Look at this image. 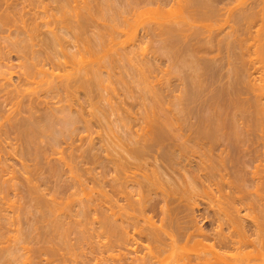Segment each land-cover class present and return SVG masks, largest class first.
Instances as JSON below:
<instances>
[{
    "label": "bare ground",
    "instance_id": "bare-ground-1",
    "mask_svg": "<svg viewBox=\"0 0 264 264\" xmlns=\"http://www.w3.org/2000/svg\"><path fill=\"white\" fill-rule=\"evenodd\" d=\"M46 1L0 0V264H41L38 261L40 256L48 257L50 255L51 257H49L52 259L53 256H59L58 253H61V251L63 252L62 255H66L65 257L69 260H72L74 256L73 262L77 260L75 261L76 264H252L255 262L264 264V196L259 195L262 192L264 194V171H260L264 168V0H255L258 3L261 2L257 3L256 6L251 5L253 2L255 3L253 0H251V4L246 2L249 7L244 2L246 4L243 3L244 7L237 8L242 0L236 2V8L233 10L230 6L228 13L232 18V26H229L230 31L225 34L222 33L223 28L217 29L218 27L214 24L215 29L218 30L217 32L214 31L213 27L211 31H214V33L209 30L211 32L209 35L205 30L202 34L200 31L197 32L200 33L198 36L203 35L202 38L195 35L194 37L190 35V38L188 35V39L183 44V39L185 41V38H187L186 35L185 38H183L184 36H178L182 39L177 40L178 42L182 41L181 44L184 47L182 49L186 48L187 52L191 51L187 55H190L191 58L195 57L196 63H192L196 65L195 70L198 71V74L194 75L195 79L197 77L196 81L192 79L191 84L189 83L192 85L191 90L187 89L190 85H186L177 96L176 93H173V89L163 87V85H161V88H158V85L157 88L156 85H153L154 88L151 89L147 87L148 91L139 89L145 93H140V96L137 95V97H141V101H139L143 109L137 111L138 113H133V110H130L132 107L126 108L128 105L125 109L122 108L123 105L121 108L124 110L121 111L120 106L115 107L116 105L111 100L105 99L102 93L106 88L103 85H106V83L101 85L99 82L101 86L97 85L99 86L97 87L98 81L96 82V78L91 77L96 82L94 86V81L93 83L90 81L92 79H86L88 73H91L89 70H82L81 73L80 69L77 71L75 68L77 71L75 74H68L71 71L68 65L70 71L67 72L66 69L65 76L59 73V68H64L59 54L65 53L64 51L68 49H64L65 45L68 47V43H64L68 39L64 41V38L74 39L78 35H82L81 37L87 35L86 37H88L91 31L89 30L91 23H93L90 21H92L95 9L92 11V6L89 4L90 0L88 3L84 2L86 5L84 6L85 12H83L84 10L80 12L78 9L79 13H75L78 11L77 8H70L68 0V2L66 0ZM108 1L110 2V0ZM143 1L148 7L157 5L160 8L163 7L162 5L166 7L169 2L175 0ZM112 2L110 3L113 5L110 4V6L114 7V9L112 8L113 12H119L116 8L117 2ZM134 2L135 0H131L129 1V3H132L131 5L128 2L126 4L134 7V4L136 5V2ZM140 2L138 1V5L141 4ZM217 2L212 0H190L189 6L191 7H187V9L189 8V12L190 8H194L196 4L198 10L196 9L195 12L205 8V19L208 20L213 18L212 15H215L217 20L223 10L227 11L231 1L227 0V3L225 1V4H228L225 9H221L220 5H216L219 3ZM105 3L108 5V2ZM105 3H101L103 7H106ZM144 3L141 4L143 7ZM173 5L172 3L171 6L173 7ZM179 7L181 9V4ZM65 8H68L69 11H66ZM131 8L128 7L129 11H131ZM100 9L98 12L102 11V14H100H104L101 17L96 11L100 19L104 18L103 20L114 23L113 25L111 23L114 30L121 29L120 26L114 27L117 26V23L120 25V22H118L119 16L116 17L117 13H115L116 15L112 14L111 8L107 10L106 7L107 16L105 15V8L102 9L101 6ZM151 9L154 10V8ZM72 10L74 13H71ZM153 10L150 11L153 13ZM156 11L157 7L154 13ZM159 11H157L158 16L161 13ZM149 13L150 16L151 13ZM154 13L153 15H155ZM123 14L120 16L122 17ZM187 14L186 16L191 13ZM193 14L191 17L199 21L197 17L195 19ZM207 14H211V17ZM153 15L151 14V17ZM182 16V19L186 17ZM221 16H225V14ZM74 18L75 24L73 23ZM94 18H96V15ZM152 18L149 17L148 19L152 20ZM223 18L226 19V16ZM180 19H177L179 20L178 24L181 25L182 23L186 26L187 21L185 20L186 23H184L185 21L183 22ZM200 19L202 20V18ZM162 23L158 22L157 24L161 25L156 24V28L152 29H157L156 32L159 31L160 35H165V38L166 36L170 37V40L175 38L173 37L175 34L178 35L179 32L182 33L184 30L185 34L188 27L187 24V27L183 30L182 27L175 26L177 23ZM125 25L122 26L125 27ZM127 25L130 24L127 23ZM152 29L146 31L151 33ZM62 31H66L65 33H68L69 37H65V35L63 37L62 34L65 33H61ZM204 33L207 36L204 37ZM91 37L89 36L88 39H91ZM94 38L95 41L96 37ZM88 39H86V43ZM162 39H164V36ZM93 40L92 42L89 40V43L91 42L89 45L96 46L95 43L92 45ZM100 40L102 39L100 38ZM69 42L72 43L73 41L69 40ZM173 42V44H176L175 39ZM69 45L71 44L69 43ZM169 45L172 46L171 43ZM169 45L167 47H170ZM215 46L218 47L216 48L218 51H223L224 47H226L224 51L228 50V59L232 60V65L229 64L230 62L229 65L227 64L228 66L231 65L228 67V70L229 68L230 70L227 75L229 77L233 75L234 77L228 79L229 77L225 75L228 81L225 83L224 81L219 82L220 85L223 83L222 85L225 87H222V85L220 87L218 84L219 88L217 86V89L211 90L209 87L217 83L214 82L217 73H215L216 68L215 71L210 69L209 64L213 65L211 64L213 60L208 57ZM69 47L71 54L68 53V55L70 54L69 57L67 56L68 59L74 55L71 52V46ZM175 47L178 48L176 45ZM175 47L171 48L175 49ZM94 50L96 49L94 48ZM177 50H174V52ZM91 51L90 53H92ZM167 51V53L171 52L172 55L174 53L172 49ZM125 53H127L126 50ZM202 53L208 55V57L200 56ZM12 54H15L16 60L19 61L17 65L13 63ZM85 54L88 55L89 53ZM65 55H67V52ZM129 55L126 57H130ZM220 56L222 57V55ZM225 57L227 56L225 55ZM64 58L66 57L64 56ZM180 58L181 56L174 57V59H177L176 61ZM183 58L185 59L182 54V60H179V62L182 61V64L185 65L188 59L184 60ZM85 59L87 60V58ZM122 59L124 60V58ZM230 59L228 61H231ZM137 60L139 61V59ZM172 60L173 58H171ZM106 61L108 62V60ZM213 62H217L215 58ZM148 63L150 62L143 61L141 64L139 62V65L150 67L151 64L149 66ZM257 63L261 66L258 70L259 75L255 77L250 70ZM47 64L52 65L51 71L48 70V67L45 68L48 66ZM188 64L187 67L191 65ZM129 65L131 64L128 63ZM17 68L20 70L15 71ZM219 68L217 67V70ZM109 69H111V66ZM141 70L143 71V68ZM218 71L220 72V70ZM92 72L95 75V70H92ZM14 76L18 77L16 82L13 81ZM217 77H222L219 79L224 80L222 75H217ZM145 78L146 80L149 79L148 77ZM230 80L232 82H229ZM99 81L104 83L103 79ZM114 84L116 85V83ZM146 84L143 85L144 88ZM149 84L147 85L152 86V84ZM112 85L106 86L113 88ZM95 87L97 89L105 87L101 90L103 91L101 93L102 100L104 99L106 104L109 103L111 110L102 106L103 104L100 107V102H95L96 97L99 95H93L97 90ZM246 92L251 95V98L250 96L247 98L246 95L248 94ZM82 93L84 94L83 98L80 97ZM101 96L98 97L101 98ZM94 99L96 100L94 101ZM88 102L89 105L87 106ZM197 102L199 104H195ZM85 103L89 110L85 109ZM194 104L198 105L197 108ZM87 111H90V114ZM108 111H115L116 116H118V120L115 121H118L119 124L114 122L116 125L118 124L117 127L111 122L116 130L112 127L109 121L110 118L107 120L109 115H112ZM92 118L95 121L97 119L98 122L93 121ZM80 123L87 129L82 126L86 130L85 132L89 131L93 124H97V127L99 124L103 125L101 129L104 128V132L106 127V135L104 136L105 133L100 135L101 139L107 137L104 140L102 139L103 141L100 140L101 143H104L107 153L104 156L105 161L102 157L103 163L98 164L96 158L99 155L96 153L98 147L96 148L95 142H93L95 140L91 137L90 142L93 140L92 143L94 144L88 143L90 146L85 151L82 150L83 153L81 148L79 149V145L74 144L78 132L81 134L78 130L81 127L78 125ZM91 132L89 131V134ZM9 133L16 135L15 138L21 149L20 151L24 153L21 154L25 157L22 155L24 159V161L22 160L23 173L20 175L22 179H17V181H19V184L22 183L24 198L27 199H23L26 201H23L24 204H20L22 201L18 200L17 204H20L17 205L18 207L13 203L7 205L9 203H7L9 199L7 191L9 189L10 193V187L12 189L13 183L11 184V182L15 178H19L18 173L17 176L14 175L16 173L14 167L7 163V156L13 154L11 150L13 146L9 145L10 141L6 142L7 139L11 138L8 136ZM89 134L87 136L88 141ZM81 137L83 139V136ZM82 139L81 141H85V139ZM44 143L45 145H43ZM63 143L66 144L64 148L62 147ZM261 147L263 148L262 152L260 151L262 150ZM83 160L86 162L85 165L89 164L91 166L93 164L94 166L97 163L102 171L97 174L95 167L86 168L85 165H82ZM44 163L49 166L48 176L47 173L43 172ZM82 166L85 168H82ZM250 167H253V170L249 171L248 168ZM45 168L47 169V167ZM10 174H12L11 178ZM68 174H70V177L66 176ZM7 175L10 176L7 177ZM38 181H42V183L38 184ZM51 182L54 187L52 189L49 187L51 190L47 188L48 191L50 190L49 192L47 189L42 188ZM17 187H14V192L17 191ZM252 187L255 190H250ZM256 188L261 193H258L257 197L254 198L253 192L256 194ZM250 191L252 192L250 193ZM13 194L15 195V193ZM16 197L18 196L16 195ZM75 197L78 198L76 201L74 200ZM10 201L12 202V200ZM201 203L202 205H210L209 209L212 210V212L200 216L203 220L207 219V221L210 220L213 223L214 227L210 230H206L199 224L198 218L200 217L196 213ZM15 206L16 208L13 209ZM6 207H10L7 208L8 210H13H11L12 214L8 210L6 211ZM258 211L259 214L256 213ZM22 213L23 215L35 217L34 220L30 219L28 221L30 224L27 222L29 229L27 228L28 231L26 230L25 234H21L23 231L20 232L17 228ZM26 219L28 220L27 217ZM43 227L51 229L50 233H54V237H49V231L47 234L44 233L43 236V231H41V228L44 229ZM11 228L14 230H11ZM38 231H41L40 234ZM101 235H104L103 237H106V240H103ZM95 238L98 241L102 238L101 244L99 241L98 245ZM94 240L98 246L92 244L95 243ZM12 241H15L16 245H14L15 242L12 244ZM83 243L89 244L87 247L91 258L86 257L88 254H84L87 249L85 244V249L81 250L83 246L81 244ZM101 245L105 246L102 247ZM89 247L94 249L89 250ZM97 248L100 250L98 253L102 252L104 256L99 254L100 257L97 254ZM91 250L94 253H90ZM65 251L66 253H64ZM103 252L107 255L106 257ZM93 254L98 255V257L93 258ZM56 257L55 259L58 258ZM62 259L61 264H69V260L64 262V258ZM45 260L48 261L47 264L52 263L49 261L50 259Z\"/></svg>",
    "mask_w": 264,
    "mask_h": 264
},
{
    "label": "rangeland",
    "instance_id": "rangeland-1",
    "mask_svg": "<svg viewBox=\"0 0 264 264\" xmlns=\"http://www.w3.org/2000/svg\"><path fill=\"white\" fill-rule=\"evenodd\" d=\"M50 1V0H49ZM67 1V0H66ZM65 1V2H66ZM70 3H69V5H70V8L71 7H74V9H76V10H80V12L81 11H83L84 10V6H86L85 5V3H88V1L89 0H68ZM67 1V2H68ZM92 1L93 0H90V2H89V4H90V6H92V11H93V9H95V11H93V13L95 12L96 13V11H97V13H101L102 14V11L101 12H98V10L100 9V7L102 6V9L103 8H105V10H106V7H107V10L108 9H110V10H112V8L114 9V7L113 6H110V2H112V3H116L117 4V7L116 8H118V11L119 12H121L122 14H123V16L121 17L120 15H122V14H120L119 12H113V10H112V14L114 13V15H116L115 13H117V15H116V17L117 16H119V18H118V22H120L119 24L120 25H118V23L117 22H115V23H117V26H114L115 28H117V27H121V29L119 28H117V30H114L112 27V25L114 24V23H112L111 21V23H112V25H111V23H109V21L107 20V21H105V20H103L104 18H102V19H100V16L102 17L103 15H101L100 14V16L99 15H97V13L95 14L94 13V16L96 15V18H94V16H93V18H92V21H90V22H93V23H91L92 25L90 26V29L89 30H91L90 31V35L88 34V37L90 36L91 37V35H92V37H91V39L89 38L88 39V37H86L87 35H84V37L86 38V39H88L87 41V43H86V39H83L84 37H81L82 35H78V37L77 38H74V39H71V38H64V41H65V39L67 40L66 42H64L65 44H67L68 43V47H67V45H65L64 47V49H66V48H68L66 51H64L65 53H61V54H59V56H60V60L63 62L62 64H63V67L64 68H62V67H60L59 68V73L62 75V76H65L66 75V73L68 72V71H70V72H68V74H75V72H77L79 69L81 70V73H82V70H89L91 73H88L87 75H88V77H87V75L85 76V78L86 79H92V80H90L91 81V83H93V81H94V79L96 80V82L98 83V84H96V82L94 81V86H95V84H96V86L97 85H99V86H101L102 84H105L106 83V85H112V87L114 88H110V86L109 87H107L106 85H103V86H105V87H103V88H105L103 91H101L102 89H97V87H99V86H97V87H95L97 90H96V93H94L93 95H95V96H97V94H99L98 96H101V93H102V96H104V98L105 99H109V100H111V102L114 104V105H116L115 107H118V106H120L119 108H120V110L122 109V108H124L125 109V107L126 108H128V107H132L130 110H133V113H138L139 111H142L143 109H142V106H141V104H140V98L139 97H137V95L138 96H140L143 92H141L140 90H142L143 91V89H145V91H148L147 90V87H150V89L153 87V85H156L155 87L157 88V85L159 86L158 88H161L162 86L161 85H163V87H170L171 89H173V93L177 96V95H179V93H180V91H181V89H183V88H185L184 86H186V85H190L191 83L190 82H192L193 80L192 79H194V81H196V79H197V77H196V79H195V76L198 74V71L197 70H195L196 68H195V66L196 65H194L195 63H196V61L194 60V58L195 57H192L191 58V56L190 55H187V53H190L191 51H188L187 52V50H186V48L185 49H182V48H184L183 47V44H184V42H186V40L188 39V35H189V37H190V35H192L193 37H194V35L195 36H197V37H199V38H202L203 37V35H201V36H198V35H200V33L202 34V32H204V30H205V32H207V35H209L211 32L212 33H214V31L215 32H217L218 30L217 29H222V33H227V32H229L230 30V28H229V26H232V22H231V20H232V18L230 17V15H229V13H228V10L230 9V6L232 7L231 8V10H233V9H235L236 8V5H237V3L236 2H239V0L237 1H235V0H230L231 1V4H225V1H226V3H227V0H222V1H220V0H212V1H220L218 4H216V5H220V8L221 9H225L226 7H227V5L229 6L228 7V9H227V11H225V10H223V12H221L219 15V18L217 19V20H220V21H217L216 19H215V15L213 16L212 15V17L213 18H210V19H208V20H206L205 19V17H206V10H205V8L203 9H201V10H203V11H201V10H199V12H200V14H198L199 12H195L196 11V9L198 10V8H197V6H196V4H195V7L194 8H192V9H195L194 11L190 8V10H189V12H188V9H187V7H191V6H189V2H190V0H187V2H186V0H175V1H171V2H169V4L168 5H166V7L164 6V5H162L163 7H158L157 5H150L149 7H148V5L147 4H145L144 2L145 1H141L140 2V0H138L141 4H143L144 3V7H143V5H141L140 3V5H138V1L137 0H135V2H136V5L134 4V7L133 6H128V4L129 5H131L132 3H129V1H131V0H129V1H125V0H110V2L108 1V0H98V2H97V0H95V1H93V3H92ZM121 1V2H120ZM179 1V2H178ZM207 1V0H206ZM241 1V0H240ZM253 1H255V0H253ZM46 2H48V0L46 1ZM85 2V3H84ZM103 4V3H105V2H108V5L106 4V7H103V5L101 4V3ZM118 2H119V6H118ZM128 2V4H126ZM143 2V3H142ZM246 2H248L249 4H251L250 2H251V0H242L241 2H240V4H238V6H237V8H240V6H242V7H244V5H246L245 3ZM83 3V4H82ZM120 3H121V5H120ZM126 4V5H124V4ZM172 3L174 4L173 5V7L171 6L172 5ZM176 3V4H175ZM178 3H180L181 4V9H180V4L178 5ZM187 3H188V6H187ZM193 3H195L194 1H193ZM230 3V2H229ZM243 3H244V5H243ZM257 3H258V1L256 2L255 1V3L253 2V4H251L252 6L254 5V6H256L257 5ZM259 3H261L260 1H259ZM258 3V4H259ZM78 4V5H77ZM81 4V5H80ZM93 4V5H92ZM105 4H104V6H105ZM116 4H114V5H116ZM171 4V5H170ZM214 4V3H213ZM223 4H225V5H223ZM236 4V5H235ZM249 4H247L248 5V7H249ZM55 6H56V4H54ZM54 5H52V6H54ZM69 5H67V7L69 6ZM72 5V6H71ZM95 5V6H94ZM96 5H98V6H96ZM101 5V6H100ZM111 5H113V4H111ZM194 5V4H193ZM192 5V6H193ZM215 5V4H214ZM251 5H250V7H251ZM66 6V5H65ZM129 8H131L130 10L131 11H129V9H128V7ZM155 6V7H154ZM184 6H186V7H184ZM200 6V5H199ZM83 9H82V8ZM122 7V8H121ZM154 8V10L153 9H151V8ZM156 7H157V11H159V9H160V11H161V13H160V11H159V13H160V16H158L159 14H158V12L156 11V13H154L155 12V10H156ZM171 7V8H170ZM69 8V7H68ZM68 8H65L66 9V11H69V10H67ZM69 8V9H70ZM82 10H81V9ZM99 8V9H98ZM121 8V9H120ZM159 8V9H158ZM165 8V9H164ZM170 8V9H169ZM218 8V7H217ZM246 8V7H245ZM72 9V8H71ZM73 9V10H74ZM120 9V10H119ZM125 9V10H124ZM126 9H128V10H126ZM143 9V10H142ZM145 9V10H144ZM172 9H173V11H172ZM200 9V8H199ZM72 10V11H73ZM79 10L78 11H76L75 13H79ZM101 10V9H100ZM107 10H106V13H105V15H107L108 16V12H107ZM117 10V9H116ZM146 10H147V13H146ZM153 10V13L155 14V15H153V13L151 12V11ZM171 10V11H170ZM122 11H124V12H122ZM145 11V12H144ZM154 16H152L151 17V14L149 13V12ZM182 11V12H181ZM188 12V14L189 13H191V14H187V12ZM193 11V12H192ZM71 12V11H70ZM83 12H85V10L83 11ZM132 14H131V13ZM171 12H172V14H171ZM226 12V13H225ZM230 12V11H229ZM71 13H74V11L73 12H71ZM103 13H104V11H103ZM125 13H128V14H125ZM137 13V14H136ZM148 13L150 14V16L148 15ZM192 13H194L193 15L195 16V19H196V17H197V19L199 20V21H196V20H194V18L193 17H191V15H192ZM228 13V14H227ZM111 14V12L109 13V15ZM158 14V15H157ZM173 14H174V16H173ZM178 14V15H177ZM185 14V15H184ZM186 14L188 15V16H186ZM225 14V16H226V19L225 18H223V17H225V16H221V15H224ZM68 15H70V14H68ZM73 15H75V14H73ZM114 15H112V16H114ZM127 15H129V16H127ZM137 15V17H135V16ZM186 16V17H183V16ZM197 15V16H196ZM203 15V16H202ZM207 15H209V14H207ZM211 15V14H210ZM209 15V17H211ZM98 16V17H97ZM181 16L183 17V19L181 18ZM199 16H200V18H202V20L199 18ZM218 16V15H217ZM115 17V16H114ZM115 17V18H116ZM127 17V18H126ZM152 18V20L151 19H148V18ZM126 20H125V19ZM142 18V19H141ZM156 18H157V20H156ZM165 18V19H164ZM180 19L181 21H187V24H188V27H187V24H185L186 26H184L182 23H181V25H179L178 24V21L179 20H177V19ZM186 18V19H185ZM188 18H191L190 20L188 19ZM192 18H193V20H192ZM217 18V17H216ZM229 18H231L230 20H228ZM113 19V18H112ZM122 19V20H121ZM128 19V20H127ZM130 19V20H129ZM138 19V20H137ZM189 21H188V20ZM213 19V20H212ZM96 20H97V22H96ZM158 23V22H160V23H162V24H169V23H177V25H175V26H180V27H182L183 28V30L185 29V27H187L186 28V32H185V34H184V31L181 33V32H179V34L177 35V34H175L173 37H175V38H172L173 40H170L171 38L170 37H168V36H166V38H165V35H163L164 36V39H162V35H160V32L159 31H157L156 32V30L157 29H152V28H156L155 26H157V25H161V24H157L155 21ZM161 20H162V22H161ZM168 20V21H167ZM205 22H204V21ZM217 22H216V21ZM99 21V22H98ZM102 23H101V22ZM122 21H123V24L125 25H127V23L128 24H130V25H125V27H123L122 25ZM125 21V22H124ZM129 21H130V23H129ZM133 21V22H132ZM171 21V22H170ZM176 21V22H175ZM180 21V22H181ZM186 21L184 22V23H186ZM228 21V22H227ZM114 22V21H113ZM192 22V23H191ZM231 22V23H230ZM73 23L75 24V18H74V20H73ZM106 23V24H105ZM108 23H109V25H108ZM136 23H137V25H136ZM144 25H143V24ZM191 23V24H190ZM211 23V24H210ZM122 24V25H121ZM155 24V25H154ZM157 24V25H156ZM213 24V25H212ZM214 24H215V26L216 27H218L217 29H215V26H214ZM224 24V25H223ZM95 25V26H94ZM96 25H97V27H96ZM149 25V26H148ZM191 25H192V27H191ZM210 25H211V27H210ZM104 27L103 29H102V27ZM109 26V27H108ZM221 26V27H220ZM93 29H92V28ZM96 27V28H95ZM107 27V28H106ZM134 27V28H133ZM139 27V28H138ZM179 27V28H180ZM214 28V31H211V30H213V29H211V28ZM95 28V29H94ZM100 28V29H99ZM113 30H112V29ZM124 30H123V29ZM152 29V31H151V33L150 32H147L148 31V29ZM102 29V30H101ZM108 29V30H107ZM133 29H134V31H133ZM104 30H106L105 31V33L103 34V32H104ZM111 30V31H110ZM147 30V31H146ZM190 30V31H189ZM197 30V31H196ZM207 30V31H206ZM211 32H210V31ZM224 30V31H223ZM96 31H97V33H96ZM114 31V32H113ZM117 31V32H116ZM123 31V32H122ZM131 32L132 33V35H131V33H129V32ZM153 31H155V32H153ZM192 31V32H191ZM195 31V32H194ZM200 31V33H197V32H199ZM209 31V32H208ZM65 33L66 31H62L61 33ZM76 32H78V31H76ZM92 32H93V34H92ZM99 32V33H98ZM100 32H102V33H100ZM110 32V34H108ZM189 32H190V34H189ZM79 33V32H78ZM115 33H117V34H115ZM124 33V34H123ZM150 33V34H149ZM154 33V34H153ZM156 33V34H155ZM193 33H197V34H193ZM68 34V33H67ZM66 33L65 34H62L63 35V37H64V35H65V37H67L68 35H67ZM114 34H115V36H114ZM128 34V35H127ZM135 34V35H134ZM183 34V35H182ZM205 34V33H204ZM224 34H222L223 36H224ZM93 35H94V37H96V40L94 41L93 40ZM133 35H134V37H133ZM176 35H177V37H176ZM185 35H186V37L187 38H185ZM206 34L204 35V37L205 36H207ZM80 36V37H79ZM110 36V37H109ZM113 36V37H112ZM162 36V37H161ZM178 36H184L183 38H185V41H184V39H183V44H181V42L179 41H177V40H182L181 39V37L180 38H178ZM69 37V36H68ZM97 37H98V39H97ZM112 37V38H111ZM133 37V38H132ZM81 38V39H80ZM100 38L102 39V40H100ZM191 38V37H190ZM95 39V38H94ZM161 39V40H160ZM169 39V40H168ZM174 39L176 40V44H173L174 42ZM69 40H71V41H73L72 43L71 42H69ZM75 40V41H74ZM89 40L92 42V40L94 41L93 43H92V45L95 43V44H97L96 46H91V45H89V44H91V42L89 43ZM112 40V41H111ZM115 40V41H114ZM135 40V41H134ZM138 40V41H137ZM157 40V41H156ZM163 40V41H162ZM166 40V41H165ZM134 41V42H133ZM141 41V42H140ZM171 41V42H170ZM189 41V40H188ZM190 41H191V39H190ZM189 41V42H190ZM77 42V43H76ZM83 44H82V43ZM117 44H116V43ZM137 42V43H136ZM195 42V41H194ZM69 43L71 44V45H69ZM76 43V44H75ZM84 43H86V44H84ZM105 43V44H104ZM115 43V44H114ZM132 43H133V45H132ZM169 43H171L172 44V46H170L169 45ZM178 43H180V44H178ZM192 43V42H191ZM136 46H135V45ZM139 44V45H138ZM140 44H141V46H140ZM85 45V46H84ZM100 45V46H99ZM107 45V46H106ZM163 45H165V46H163ZM167 45H169L170 47H167ZM175 45L176 46H178V48L177 47H175ZM69 46H71V48H72V54L74 53V55H76V56H74V55H72V59L71 58H69L68 59V57H69V55L71 54L70 53V51H69ZM87 46V48H89L88 49V51H87V48H85ZM97 46H99V47H97ZM175 47V49L174 48H171V47ZM179 46H180V49H179ZM182 46V47H181ZM92 47H94L96 50H94V48H92ZM106 47V48H105ZM121 47V48H120ZM222 47V46H221ZM100 48V49H99ZM132 48V49H131ZM133 48H135L134 50H133ZM216 48H218V47H216L215 46V48H213V50H212V52H210L211 53V55H209V57H208V55H206V54H204V53H202V54H200V56H206V58L208 57L209 59L210 58H212V60L214 61V58H215V61H217V62H213L212 61V63L211 64H213V65H210L209 64V66H210V69H212L213 71H215V68H216V71H215V73H217L216 74V76H215V78H216V81H214V82H217L216 84H214V85H216V86H214V85H212V87H209V88H211V90L212 89H217L216 87L218 86V84L220 85V83L219 82H223L224 81V83L225 82H227L228 81V79H230V77H234L233 75H232V73L231 72H229L232 76H228L227 75V73H228V71L230 70V68H229V70H228V67H230L231 65H232V60L231 61H228L229 59H228V57H229V54L227 55V52H228V50L226 51H224V48H226V47H224L222 50L223 51H221V50H217ZM220 48V47H219ZM93 49V50H92ZM124 49V50H123ZM141 49V50H140ZM168 49H170V51H171V49L173 50V52H174V50H176V49H178L177 51H175L174 53H173V55L171 54V52H169V53H167L168 51ZM71 50V49H70ZM85 50H86V52H85ZM92 50V51H91ZM97 50H98V52H97ZM104 50H106V51H104ZM118 50H120V51H118ZM125 50H126V52L127 53H125ZM166 50V51H165ZM183 51V53H182V51ZM186 52H185V51ZM75 51H77V52H75ZM90 51L92 52V53H90ZM93 51H95L94 52V54H93ZM102 51H103V53H102ZM123 51H124V53H123ZM218 53H217V52ZM66 52H67V55H65L66 54ZM79 52V54H77ZM115 52V53H114ZM123 54H122V53ZM133 52V53H132ZM136 52V53H135ZM68 53H70L69 55H68ZM76 53V54H75ZM81 53V54H80ZM85 53H89L90 55H92L91 57H90V55L88 54H85ZM99 53V54H98ZM102 55H101V54ZM121 53V54H120ZM186 53V54H185ZM84 54V55H83ZM97 54V55H96ZM130 54V55H129ZM175 54H177V55H175ZM182 54L184 55V57H185V59L184 60H186V58L188 59V62L184 65V64H182L183 62L181 61V63L179 62V60H182ZM209 54V53H208ZM224 54V55H223ZM61 55H63V56H61ZM123 55H125L124 57H123ZM130 56V57H126V56ZM134 55H135V57H134ZM169 55H172V56H174L175 58H177V57H179V56H181V58L178 60V61H176L177 59H174V57H172V56H170V57H168ZM192 55V54H191ZM220 55H222V57L220 56ZM225 55L227 56V57H225ZM64 56L66 57V58H64ZM68 56V57H67ZM82 56V57H81ZM114 56V57H113ZM118 56V57H117ZM122 56V57H121ZM134 57V58H132V57ZM255 56V55H254ZM254 56H253V58H254ZM12 57H13V63H14V65H17L18 63L17 62H19L18 60H16V57H15V54H12ZM75 57V58H74ZM77 57V58H76ZM83 57H85V58H87V60L84 58L83 59ZM90 57V58H89ZM93 57V58H92ZM108 57V58H107ZM116 57H117V60H116ZM124 58V60L122 59L121 60V58ZM199 57V56H198ZM64 58V59H63ZM95 58V59H94ZM103 58V59H102ZM107 58V59H106ZM127 58H129V59H131V60H129V59H127ZM171 58H173V60L171 61ZM83 60V62H82V60ZM90 59V60H89ZM93 59V60H92ZM104 59H105V61H104ZM113 59V60H112ZM137 59H139V61L137 60ZM142 59V60H141ZM189 59H190V61H189ZM220 61H219V60ZM227 59V60H226ZM68 60V61H67ZM78 60V62H76ZM103 60V61H102ZM106 60H108V62L106 61ZM152 60V61H151ZM183 60V61H184ZM223 60V61H222ZM69 61H70V64H69ZM72 61V62H71ZM121 61H123V62H121ZM128 61V62H127ZM142 61V62H141ZM143 61L144 62H150V63H148V65L150 66V64H151V66L150 67H145V66H142V65H139V62H140V64L141 63H143ZM176 61V62H175ZM222 61V62H221ZM226 61H228L227 63H226ZM64 62H65V64H64ZM75 62V63H74ZM81 62V63H80ZM101 62H103V63H101ZM130 62H132V63H130ZM174 62V63H173ZM194 64H193V63ZM230 62V63H229ZM46 63H48V62H46ZM72 63H74V64H72ZM113 63V64H112ZM128 63L129 64H131V65H129L128 66ZM138 63V64H137ZM188 63H190L191 65L189 66V67H187L189 64ZM216 63V64H215ZM231 64L230 66H228L229 64ZM90 66H89V65ZM107 64V65H106ZM109 64V65H108ZM125 64H126V66H125ZM134 64V65H133ZM139 66H137V65ZM174 64H176V65H174ZM178 64V65H177ZM181 64V65H180ZM228 64V65H227ZM48 65V64H47ZM50 65V66H49ZM48 66H46L45 68H47L48 67V70L49 71H51L52 70V65L51 64H49ZM68 65L70 66V68L68 67ZM77 65V66H76ZM86 65V66H85ZM101 65V66H100ZM153 65V66H152ZM193 65H194V67H193ZM217 65V66H216ZM219 65V66H218ZM227 65V66H226ZM62 66V65H61ZM67 68H66V67ZM104 66V67H103ZM110 66H111V69H109L110 68ZM117 66V67H116ZM134 68H133V67ZM185 66V67H184ZM260 64H255L254 65V67L252 66V68H251V70H250V72H253V74L252 75H254L255 77L256 76H258L259 75V72H258V70L260 69ZM81 67V68H80ZM87 67V68H86ZM94 67H96V68H94ZM122 67V68H121ZM143 68V71L141 70V68ZM152 67V68H151ZM213 67V68H212ZM217 67L219 68L218 70H220V72L217 70ZM15 68H16V66H15ZM51 68V69H50ZM70 70H69V69ZM77 69V71H76V69ZM85 68V69H84ZM91 70H90V69ZM113 68V69H112ZM118 68V69H117ZM121 68V69H120ZM124 68V69H123ZM137 70H136V69ZM154 68V69H153ZM66 69H67V72H65L66 71ZM109 71H108V70ZM127 71H126V70ZM153 71H152V70ZM221 69H223V70H221ZM256 69V70H255ZM20 69L19 68H17V70H15V71H19ZM92 70L94 71L95 70V75H94V72H92ZM97 70V71H96ZM110 70H112V71H110ZM140 70V71H139ZM144 70H145V72H144ZM134 71V72H133ZM195 71V73H193ZM218 71V72H217ZM84 72V71H83ZM98 72V73H97ZM115 72V73H114ZM119 72H120V74H119ZM85 73V72H84ZM83 73V74H84ZM87 73V72H86ZM97 73V74H96ZM142 73V74H141ZM147 73V74H146ZM150 73H152V74H150ZM222 73V74H221ZM76 74H78V73H76ZM90 74H92V75H90ZM98 74H100L101 75V78H100V75L98 76ZM108 74V75H107ZM123 74V75H122ZM141 74V75H140ZM145 74V75H144ZM149 74V75H148ZM223 76V78H224V80L223 79H219V78H222V77H217V75H219V76H221V75ZM229 74V75H230ZM17 75V74H16ZM117 75H119V76H117ZM142 75H144L145 77H148L147 79L149 80H146V78L144 77V76H142ZM195 75V76H194ZM225 75L227 76V77H229L228 79H227V77L225 78ZM89 76H90V78H89ZM122 76V77H121ZM190 76H192V77H190ZM91 77H93V78H91ZM105 77V78H104ZM109 77H111V78H109ZM142 77H144V78H142ZM18 77L17 76H14V82H16L18 79H17ZM84 78V77H83ZM140 78V79H139ZM205 78H207L208 79V77H206L205 76ZM205 78H203L204 80H205ZM86 79H84V80H86ZM104 80V83H101V81H99V80ZM109 79V80H108ZM191 79V80H190ZM206 79V80H207ZM220 81H219V80ZM88 80V81H89ZM111 80V81H110ZM190 80V81H189ZM200 80H202V79H200ZM203 80V81H204ZM232 80H233V78H232ZM87 81V80H86ZM109 81V82H108ZM99 82H100V84H99ZM108 82V83H107ZM112 82V83H111ZM135 82H136V84H135ZM143 82V83H142ZM149 84L150 82V84H152V86H148L147 84ZM149 82V83H148ZM229 82H232L231 80L229 81ZM114 83H116V85L114 84ZM154 83V84H153ZM190 83V84H189ZM142 84V85H141ZM144 84H146L145 86V88L143 87V85ZM149 84V85H150ZM169 84H170V86H169ZM223 84V83H222ZM221 84V85H222ZM230 84V83H229ZM139 85H141L140 87L142 88H140L139 87ZM221 85H220V87H221ZM224 85H222V87H223ZM116 87V88H115ZM189 88H187V89H189V90H191L190 88L192 87V85H190V86H188ZM225 87V86H224ZM108 88V90H106ZM154 88V87H153ZM218 88H219V86H218ZM113 89V91H111ZM140 89V90H139ZM186 89V90H187ZM98 91V92H97ZM101 91V92H100ZM106 91V92H105ZM176 91V92H175ZM208 91H210V89H208ZM100 92V93H99ZM105 93V94H104ZM141 93V94H140ZM145 93V92H144ZM143 93V94H144ZM208 93V92H207ZM81 94V93H80ZM108 96H107V95ZM140 94V95H139ZM211 95H212V93H210ZM245 94V93H244ZM246 94H248V95H246ZM246 96H247V98H249L248 96H250V98H251V95L248 93V92H246ZM92 95V96H93ZM205 95H206V92H205ZM207 95H209V94H207ZM210 95V96H211ZM245 95H243L244 97H246ZM82 96H84V94L82 93V95H80V97L81 98H83ZM96 97V99H94V101L95 102H97L98 101V103L100 104L99 106L101 107V104H103L102 106H104L105 108H107V109H110L109 108V103L107 102V104H106V101L103 99L102 100V96H101V98H99V97ZM106 96V97H105ZM209 96V97H210ZM135 97V98H134ZM148 97H150L149 95H148ZM208 97V96H207ZM93 98H94V96H93ZM205 98H206V96H205ZM204 98V99H205ZM90 99V98H89ZM88 99V100H89ZM99 99H101L100 101H99ZM245 99V98H244ZM86 100V99H85ZM87 100V101H88ZM93 100V99H92ZM122 100V101H121ZM139 101V102H137V101ZM125 101V102H124ZM102 102V103H101ZM105 102V103H104ZM121 102V103H120ZM123 102V103H122ZM122 104V105H121ZM126 104V105H125ZM195 104H199L198 102L197 103H195ZM194 104V105H195ZM89 105V102H88V104H87V106ZM106 105V106H105ZM124 105V106H123ZM87 106H86V103H85V109H87ZM123 106V107H122ZM196 106V105H195ZM198 106V105H197ZM197 106H196V108H197ZM122 107V108H121ZM192 107H193V105H192ZM90 108V107H89ZM105 108H103V109H105ZM106 109V110H107ZM124 109H122L121 111H123ZM142 109V110H141ZM87 110H89V109H87ZM111 110V109H110ZM129 110V109H128ZM86 111V110H85ZM138 111V112H137ZM88 113L90 112V111H87ZM86 112V114H88ZM108 112H110V111H108ZM142 113V112H141ZM85 114V115H86ZM90 114V113H89ZM107 114V113H106ZM109 114H112V115H109ZM108 115H109V117L107 118V117H105V118H107V120H109V118H110V123L112 122L113 124H114V126L116 125V123L118 122V121H115L116 119L118 120V116H116V112L115 111H111L110 113H109ZM118 114V113H117ZM114 115V116H113ZM87 117V116H86ZM88 117H90V116H88ZM103 118V117H102ZM93 119V118H92ZM102 120V119H101ZM93 121H95V119H93ZM96 121H97V119H96ZM95 121V122H96ZM194 121V120H193ZM95 122H93V123H95ZM98 122V121H97ZM103 122L105 123V121L103 120ZM114 122H116V123H114ZM92 123V124H93ZM111 123V125H112V127H113V124ZM99 124V123H98ZM118 124H119V122H118ZM117 124V125H118ZM79 126H81L80 128H79V126H77L79 129V131L81 132V134L78 132V134H77V139H75V141H74V144H76V146L77 145H79V149L81 148V152H82V150H86V148L87 147H89L90 145V143L91 144H94V143H92V141L93 140H95V141H93V142H95V144L94 145H96V148L98 149H96V153L97 154H99L98 156H100L99 158H98V156H96V158L98 159V164H100V163H103V160L105 161V159H104V156H106L107 155V153H106V147L104 146V143H101V141L100 140H102L101 138H100V135L101 134H104L105 132H106V127H105V132H104V128H102L101 129V127L103 126H101L100 124L98 125V127L96 126L97 124H93L92 125V128L89 130V131H92L90 134H89V131H87V132H85L87 129L83 126V124H78ZM117 125L115 126V127H117ZM82 126L86 129H84V128H82ZM95 127V128H94ZM114 128V127H113ZM137 128V127H136ZM115 130H116V128H114ZM118 129V128H117ZM103 131V132H102ZM118 131V130H117ZM82 132H84V133H82ZM11 133H9V137H11L10 139H7L6 140V142L8 141H10L8 144L10 145V146H13L12 148L13 149H11L12 150V153L13 154H15V155H13L12 153H10V154H12V155H9V156H7V160H8V164L9 165H11V167L13 166L14 167V170L16 171V173L14 174V175H16L17 173V175H19V178L17 177V178H15L14 179V181L13 182H11V184L13 183H15V185H13L12 184V189H11V187H10V193H9V189H8V198L10 199V200H12V202L8 199V201H7V205L9 206V204L10 203H13L14 205H18L17 204V202H18V200L19 201H22V202H20V204H22L23 203V201L24 200H26L27 198L25 197L24 198V188H23V186L21 185L22 183L20 182V184L18 183L19 181H17V179L18 180H21L22 178H21V176L20 175H22V173H23V169H22V162L24 161V159H23V157H24V153L22 152V151H20L21 149H20V147L18 146V143H17V140H16V135L13 133V134H11ZM80 134V135H79ZM88 134H89V141L87 140V136H88ZM91 135V136H90ZM106 135V133L104 134V136ZM81 136H83V139H85V141L82 139V137ZM84 136H86V137H84ZM78 137H79V139H78ZM81 137V138H80ZM90 137L93 139L91 142H90ZM101 137H103V136H101ZM8 138V137H7ZM100 138V139H99ZM105 138H107V137H105ZM104 138V139H105ZM14 139V140H13ZM81 139L84 141H81ZM103 139V140H104ZM16 140V141H15ZM78 140V141H77ZM87 140V141H86ZM102 140V141H103ZM14 141V142H13ZM69 141V140H68ZM13 142V143H12ZM65 142V141H64ZM17 143V145H15ZM86 143V144H85ZM89 143V144H88ZM12 144V145H11ZM83 144V145H82ZM15 145V146H14ZM43 145H45V143L43 144ZM68 145V144H67ZM99 145H101V146H99ZM62 147L64 148V147H66V144L65 143H63L62 144ZM75 147V146H74ZM19 150H18V149ZM84 148V149H83ZM15 149V150H14ZM18 151H17V150ZM88 149V148H87ZM260 149H262V150H260L261 152L263 151V148L261 147ZM10 150V151H11ZM68 152V151H67ZM21 153H23V154H21ZM79 153V152H78ZM83 153V152H82ZM80 154V153H79ZM22 155H23V157H22ZM103 155V156H102ZM9 157V158H8ZM11 157V158H10ZM14 157V158H13ZM102 157H103V160H102ZM25 158V157H24ZM23 160V161H22ZM80 160H81V158H80ZM84 162H82V165L84 166L85 165V160H83ZM11 163V164H10ZM13 164V165H12ZM258 164V163H257ZM17 165V166H16ZM47 165V166H46ZM88 165V166H87ZM96 166H97V163L95 164ZM93 166V164L90 166L89 164H86L85 166H86V168H93V167H95V170H96V172H97V174H99L102 170V168L98 165L97 166V168H96V166ZM82 166V168H85V167H83ZM45 167H47V169L45 168ZM253 167H254V165H253ZM253 167H250V168H248L249 169V171L250 170H253ZM49 169V166H48V164H45L44 163V165H43V172L44 173H47L48 170ZM12 170H13V168H12ZM99 170V171H98ZM260 171L262 172V171H264V168L263 169H260ZM11 175V176H10ZM9 176H10V178L12 177V174H10ZM16 175V176H17ZM46 175V174H45ZM70 174H68V175H66V176H69ZM8 175H7V177H9ZM15 176V177H16ZM43 176V175H42ZM47 176H48V173H47ZM66 176H65V178H66ZM6 177V178H7ZM45 177V176H44ZM70 177V176H69ZM68 178V177H67ZM40 183H42V181H38V184H40ZM11 184H10V186H11ZM52 185V186H51ZM92 185V183L90 184V186ZM17 187L16 189H17V191L16 192H14L15 191V189H14V187ZM49 187H51V189L54 187L53 186V184H52V182L51 183H48V185L46 186V187H42L43 189H47V188H49ZM50 189V188H49ZM50 189V190H51ZM12 190V191H11ZM49 190V191H50ZM250 190H255V188L254 187H252ZM47 191H48V189H47ZM48 191V192H49ZM252 191H250V193L252 192ZM256 191H257V188H256ZM20 192H21V194H20ZM47 192V193H48ZM13 193H15V195L13 194ZM16 193H18V194H16ZM254 193V198L255 197H257L256 195H258V193H261V192H259V191H257L256 192V194H255V192H253ZM11 195H12V197H11ZM16 195L18 196V197H16ZM253 195V194H252ZM251 195V196H252ZM259 195H261V196H264V194H263V192H262V194H259ZM253 197V196H252ZM15 198V199H14ZM78 198H80L79 196H78ZM78 198H74V200L76 201ZM24 199V200H23ZM258 199V198H257ZM73 200V199H72ZM73 200V201H74ZM74 201V202H75ZM24 202H26V201H24ZM203 202H204V200H203ZM205 203V202H204ZM19 204V205H20ZM24 204V203H23ZM206 204V203H205ZM205 204H203L202 205V203H201V205H200V207H199V210L197 211V213H196V215H198V217H200L201 215H206L205 213H207V212H212V210L211 209H209V206H208V204L207 205H205ZM4 206V205H3ZM5 206H6V204H5ZM5 206H4V208H5ZM16 206L13 208V209H15L16 208ZM23 206V205H22ZM212 206V205H211ZM1 207H2V205H1ZM18 207V206H17ZM7 208H10V207H6V211L8 210ZM12 209H10V210H8V212L10 213V214H12L11 212L13 211H11ZM214 210V209H213ZM244 214H245V212H243ZM257 214H259V211L258 212H256ZM25 214V213H24ZM255 214V213H254ZM21 215V219L19 220L20 221V224H19V227H17V226H15V227H17L18 228V231H23V233L21 232V234H25L28 230H27V228L29 227L28 226V221H30V219H33L34 220V216H31V215H23V213L22 214H20ZM256 215V214H255ZM255 215H253V216H255ZM259 216V215H258ZM26 217L28 218V220L26 219ZM203 217V216H202ZM205 218V217H204ZM199 220V224L201 225V227H203V228H205L206 230H210V229H212L213 227H214V225H213V223L210 221V220H208L207 221V219H204L203 220V218H198ZM27 220V221H26ZM203 220V221H202ZM26 222V223H25ZM28 222V223H27ZM201 222V223H200ZM19 223V222H18ZM24 223V224H23ZM30 224V223H29ZM213 226H212V225ZM199 225V226H200ZM210 225V226H209ZM12 227V226H11ZM14 227V226H13ZM12 227V228H13ZM210 227V228H209ZM11 228V230H14V229H12ZM19 228H20V230H19ZM44 228V227H43ZM47 228V227H46ZM29 229V228H28ZM17 230V229H16ZM27 230V231H26ZM45 230H46V232H45ZM51 230V229H50ZM50 230H49V228L48 229H42L41 228V231H43L42 232V235L44 234V233H48V231H49V237H51V238H53L54 236V233H50ZM25 231V232H24ZM40 231V232H41ZM52 231V230H51ZM16 233H17V231H15ZM39 232V231H38ZM40 232H39V234H40ZM13 233V232H12ZM12 233H11V235H12ZM15 233V234H16ZM51 235V236H50ZM14 236V235H13ZM44 236V235H43ZM102 236V238H103V240H106L103 236L104 235H101ZM100 236V237H101ZM13 238V237H12ZM72 238H74V236H72ZM99 238V237H98ZM102 238L99 240L100 241V244H101V241H102ZM36 239H37V237H36ZM36 239H35V241H36ZM96 239V238H95ZM14 240V239H13ZM73 240V239H72ZM95 241V240H94ZM98 243H97V242ZM96 241H95V243H92V244H98L99 245V241H98V239H96ZM13 242H15V241H12L11 243L13 244ZM38 242V241H37ZM74 242V241H73ZM76 242V241H75ZM74 242V243H75ZM38 244V243H37ZM36 244V245H37ZM40 244V243H39ZM38 244V245H39ZM85 243H83V244H81V246L83 247H81V250L82 249H85V245H86V247L87 246H89V244L87 245V243L84 245ZM92 244H90V246H92ZM94 245V246H98V245ZM105 244H106V241H105ZM11 245V244H10ZM14 245H16V242H15V244ZM40 245H42V244H40ZM79 246H80V244H79ZM102 246V245H101ZM100 246V248L102 249V247H104L105 245H103L102 247ZM15 247V246H14ZM37 247V246H36ZM80 248V247H79ZM93 247H89V250L90 249H92ZM94 249V248H93ZM92 249V250H93ZM95 249H96V247H95ZM92 250L90 251V253L92 252ZM106 250V249H105ZM104 250V251H105ZM80 251V250H79ZM97 254L99 255H103L102 254V252L101 253H98V252H100V250H99V248H97ZM102 251V250H101ZM83 252V251H82ZM84 252H85V250H84ZM87 252V253H86ZM86 252L84 253V254H88L86 257H88V258H91V257H89V251H88V247H87V249H86ZM106 252V251H105ZM105 252H103L104 254H105ZM42 253H44V252H42ZM62 251H61V253H58L59 254V256L57 255V257L56 256H53L54 258H50L49 256L47 257V256H40V260L38 259V261H40V263L41 264H47L46 262H48V261H46L45 259H47V260H49V261H51L53 264H61V261L63 260L62 258H64V262L67 260H69V258L67 259V257H65L64 255H62ZM64 253H66V251L64 252ZM80 253V252H79ZM92 253H94V251L92 252ZM96 253V252H95ZM45 254H46V252H45ZM45 254H43V255H45ZM83 254V253H82ZM46 255H48V254H46ZM94 255V254H93ZM98 255H94V256H92L93 258L95 257V256H97L98 257ZM99 255V256H100ZM63 256V257H62ZM100 256V257H101ZM104 256V255H103ZM107 255L105 254V257H106ZM55 257L57 258V259H55ZM69 257H72V256H69ZM74 257V256H73ZM72 257V260H69L68 261V263L69 264H74V262L75 261H77V260H75L74 262H73V260L75 259V258H73ZM45 260V261H44ZM66 261V262H67ZM72 261V262H71ZM45 262V263H44ZM51 263V264H52ZM63 263V262H62ZM49 264V263H48ZM75 264H76V262H75ZM252 264H257V262H255V263H252ZM259 264V263H258Z\"/></svg>",
    "mask_w": 264,
    "mask_h": 264
}]
</instances>
